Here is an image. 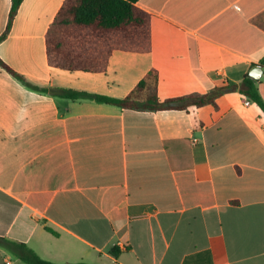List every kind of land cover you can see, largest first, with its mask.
Returning <instances> with one entry per match:
<instances>
[{"label": "crops", "instance_id": "obj_1", "mask_svg": "<svg viewBox=\"0 0 264 264\" xmlns=\"http://www.w3.org/2000/svg\"><path fill=\"white\" fill-rule=\"evenodd\" d=\"M64 0H0V238L52 263L264 264V114L228 92L185 111L123 98L157 73L160 100L237 85L264 59V0H125L150 16L146 53L104 72L52 67ZM261 68V67H260ZM257 89L264 101V69ZM0 264H24L0 246Z\"/></svg>", "mask_w": 264, "mask_h": 264}, {"label": "trees", "instance_id": "obj_2", "mask_svg": "<svg viewBox=\"0 0 264 264\" xmlns=\"http://www.w3.org/2000/svg\"><path fill=\"white\" fill-rule=\"evenodd\" d=\"M21 1L11 0L6 31ZM150 48V16L125 0H64L45 34L48 64L68 71L104 72L114 50L146 53ZM257 66L264 69V59ZM0 67L17 76L1 59ZM257 82L247 73L237 85L216 86L206 93H190L160 100L157 95V73L152 70L123 98L66 89L57 90L56 95L67 99H90L120 109L190 113L205 105L217 108L218 97L228 92H238L264 114V101L258 92ZM0 246L24 264H86L52 263L41 259L25 244L5 238H0Z\"/></svg>", "mask_w": 264, "mask_h": 264}, {"label": "water", "instance_id": "obj_3", "mask_svg": "<svg viewBox=\"0 0 264 264\" xmlns=\"http://www.w3.org/2000/svg\"><path fill=\"white\" fill-rule=\"evenodd\" d=\"M261 73H262V69L259 66H256L248 72V75L258 80L261 76Z\"/></svg>", "mask_w": 264, "mask_h": 264}, {"label": "built area", "instance_id": "obj_4", "mask_svg": "<svg viewBox=\"0 0 264 264\" xmlns=\"http://www.w3.org/2000/svg\"><path fill=\"white\" fill-rule=\"evenodd\" d=\"M242 103H243L244 106H248V105H250L251 101L248 98L244 97L243 100H242Z\"/></svg>", "mask_w": 264, "mask_h": 264}, {"label": "rangeland", "instance_id": "obj_5", "mask_svg": "<svg viewBox=\"0 0 264 264\" xmlns=\"http://www.w3.org/2000/svg\"><path fill=\"white\" fill-rule=\"evenodd\" d=\"M264 77V76H263Z\"/></svg>", "mask_w": 264, "mask_h": 264}]
</instances>
